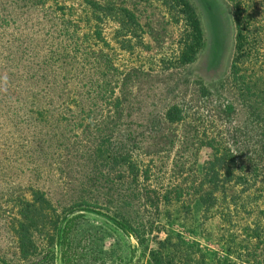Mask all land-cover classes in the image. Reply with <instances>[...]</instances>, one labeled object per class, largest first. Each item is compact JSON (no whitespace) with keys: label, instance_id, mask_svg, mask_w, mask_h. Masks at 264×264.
Returning <instances> with one entry per match:
<instances>
[{"label":"rangeland","instance_id":"obj_1","mask_svg":"<svg viewBox=\"0 0 264 264\" xmlns=\"http://www.w3.org/2000/svg\"><path fill=\"white\" fill-rule=\"evenodd\" d=\"M254 1L264 17V0ZM189 2L197 12L202 40L194 60L177 65L179 42L187 25L169 0H0V264H25L18 258L14 232L19 219L17 199L21 193L29 197L23 192L27 184L21 183L23 163L30 166L43 161L56 168V162L66 159L64 152L55 157L44 147L39 151L36 145L26 143L32 130L20 117L21 111L15 110L16 103L9 104L2 95L7 74H24L20 61H27L29 54L22 48L33 44L29 27L36 18L32 12L25 16L22 9H65L67 21L98 24L113 47L114 62L122 73L119 77L126 78L125 82L118 81L114 91L126 93L122 112L134 133L132 156L142 175L137 182L127 178L131 197L123 209L131 227L124 233L99 215L76 213L66 226L64 242V252L72 264H145L149 250L160 240L172 247L184 243L188 252L197 250L206 259L214 255L233 260L248 236H264V170L262 175L252 176L250 181L256 182L248 181L251 186L225 180L212 190L203 180L211 143L237 157L236 166L231 167L234 175L239 170V158L264 154L257 143L261 138L258 127L264 119V66L244 79L248 85H255L244 91L239 76L229 70L237 11L233 3ZM92 4L128 9L137 23L135 33L128 36L116 22L91 11L99 9ZM7 9L17 14L16 23L4 19ZM122 39H129L126 48L120 44ZM16 83L19 89H28L27 83ZM170 104L180 111L181 119L176 122L163 118ZM115 115L113 109H102L95 120L114 121ZM70 169L63 167L60 175L58 172L63 185ZM205 192L214 198L207 209L200 201ZM50 197L60 221L68 206H63V198L59 200L57 194ZM99 210L97 214L111 213ZM33 240L32 264H63L45 254L46 248H53L45 234L35 235Z\"/></svg>","mask_w":264,"mask_h":264},{"label":"trees","instance_id":"obj_2","mask_svg":"<svg viewBox=\"0 0 264 264\" xmlns=\"http://www.w3.org/2000/svg\"><path fill=\"white\" fill-rule=\"evenodd\" d=\"M228 1L237 10L233 20L235 33L229 70L243 82L264 66V17L255 8L258 3L254 0L249 5V0ZM169 2L178 8L177 11L186 21L187 30L181 37L178 57L175 59L177 65H185L194 60L200 47V21L189 0ZM92 6L99 9H90L91 11L116 22L120 29L127 31L128 36L135 33L137 23L128 9L96 4ZM22 10L25 16L32 12L36 18L29 27V39L33 44H25L26 48H22L23 52L29 54L27 61H20L24 74H7L3 79L2 95L7 97L5 101L9 104H17L15 110L21 111L20 117L32 130L26 143L36 145L35 150L39 151L40 147H44L55 157L60 152L64 155V152L66 159L56 162V168L44 165L43 161H35L30 166L23 163L21 167L24 176L21 183L27 184L23 192H27L29 197L25 198L21 193L17 199L19 219L14 232L18 258L25 264H32L29 258L35 252L33 238L35 235L45 234L49 239L48 244L53 246L46 248L45 254L55 259L58 248L59 260L63 264H72L64 252V242L66 226L76 217L75 214L68 217L60 227V221L71 210L84 207L98 213L101 212L99 209H105L111 213L102 214L111 220L109 223L113 226L124 233H128L131 227V220L123 209L126 199L131 197L128 181L137 182L142 175L132 156L134 133L128 128L130 121L125 119L122 112L126 93L120 95L114 91L118 81L125 82L126 78L119 77L122 73L114 62L113 47L102 36L98 24L90 25L83 20L82 25H78L76 21H67L65 9ZM8 11L9 9L4 13V19L11 24L16 23L17 14ZM120 44L126 48L129 39H122ZM19 46L20 44L16 47L17 50ZM29 70H33L32 73ZM16 82L27 83L28 89H19ZM241 85L244 91L255 87L245 82ZM102 109H113L116 119L108 122L95 120L97 112ZM163 118L176 122L181 119L180 111L174 104H170L165 109ZM258 130L261 138L257 143L262 151L264 119ZM209 146L212 152L203 165V180L212 190L225 180L251 186L248 181L256 182L250 181L252 176L256 178L262 175L264 154L246 156L242 160L239 158V170L234 175L231 167L236 164L237 157L228 149L221 152L216 145L214 147L211 143ZM69 166V177L63 185L58 180V172L60 175L63 167L67 169ZM129 177L131 179L127 180ZM55 194L59 200L63 198V206H68L60 221L50 203V195ZM213 199L210 192H205L200 197L206 209L211 206ZM172 246L173 244L165 243L164 240L158 241L157 246L149 250L145 264H264V236H248L240 254L233 255V260L227 256L221 258L214 255L206 259L197 250L188 252L184 243L178 247Z\"/></svg>","mask_w":264,"mask_h":264},{"label":"water","instance_id":"obj_3","mask_svg":"<svg viewBox=\"0 0 264 264\" xmlns=\"http://www.w3.org/2000/svg\"><path fill=\"white\" fill-rule=\"evenodd\" d=\"M81 212H87V213H91V214H94V215H99L100 217H102L103 219L107 220L108 222H111V220H109V218L106 216V215H103V214H97L96 212L90 210V209H77V210H71L70 212H68L67 214H65V216L63 217V219L60 221V227L63 226L65 220L76 214V213H81ZM61 232V230H59V233ZM58 248H56V262L60 263V260H59V257H58Z\"/></svg>","mask_w":264,"mask_h":264},{"label":"clouds","instance_id":"obj_4","mask_svg":"<svg viewBox=\"0 0 264 264\" xmlns=\"http://www.w3.org/2000/svg\"><path fill=\"white\" fill-rule=\"evenodd\" d=\"M6 79V78H5Z\"/></svg>","mask_w":264,"mask_h":264}]
</instances>
